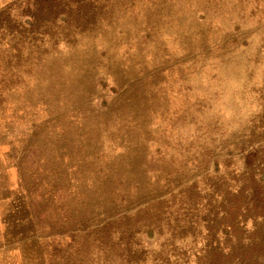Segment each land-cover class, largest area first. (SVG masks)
<instances>
[{"label":"rangeland","instance_id":"374dc122","mask_svg":"<svg viewBox=\"0 0 264 264\" xmlns=\"http://www.w3.org/2000/svg\"><path fill=\"white\" fill-rule=\"evenodd\" d=\"M0 264H264V0H0Z\"/></svg>","mask_w":264,"mask_h":264}]
</instances>
